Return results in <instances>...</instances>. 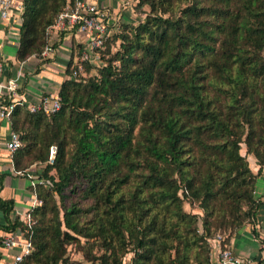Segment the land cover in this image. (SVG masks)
<instances>
[{
	"label": "trees",
	"instance_id": "1",
	"mask_svg": "<svg viewBox=\"0 0 264 264\" xmlns=\"http://www.w3.org/2000/svg\"><path fill=\"white\" fill-rule=\"evenodd\" d=\"M72 1L21 0L14 57L41 55L45 25ZM132 3L147 8L105 35L100 62H83L95 72L66 75L79 45L70 50L57 109L18 101L8 112L20 139L12 169L33 164L42 178L30 185L40 202L29 225L0 195V232L19 226L29 236L18 264H82L65 248L79 236L100 249L86 248L96 264H211L209 238L218 232L228 246L264 199L254 194L264 165V0Z\"/></svg>",
	"mask_w": 264,
	"mask_h": 264
},
{
	"label": "crops",
	"instance_id": "2",
	"mask_svg": "<svg viewBox=\"0 0 264 264\" xmlns=\"http://www.w3.org/2000/svg\"><path fill=\"white\" fill-rule=\"evenodd\" d=\"M105 3L110 11L114 12L118 5L127 0H95ZM109 4V5H108ZM109 11V14H111ZM116 15V13H115ZM20 9L16 2L12 3L10 13L6 17H0V54L2 55L3 71L1 75H17L16 93L24 101L37 98L42 91H54L57 89L60 79L63 77V67L70 50H74L80 44L79 34L74 30H60L52 38V49L41 55L28 54L22 59L14 57L17 44V27L20 20ZM113 16V14H112ZM121 17V16H120ZM9 127L8 118L0 117V170H3L1 196H11L12 210L9 215L20 216L30 202V183L26 173H17L11 167L10 156L4 145ZM255 163V162H254ZM33 164L26 167L31 171ZM257 163H255V168ZM254 194L264 197V165L255 176ZM3 219L0 211V221ZM253 226L255 234L251 227ZM264 199H262L251 221H243L230 234L228 246L239 258L238 264H264ZM12 247L0 246V264H11ZM212 252L211 259L214 261Z\"/></svg>",
	"mask_w": 264,
	"mask_h": 264
},
{
	"label": "built area",
	"instance_id": "3",
	"mask_svg": "<svg viewBox=\"0 0 264 264\" xmlns=\"http://www.w3.org/2000/svg\"><path fill=\"white\" fill-rule=\"evenodd\" d=\"M17 4L21 10V0H0V17H6L10 13L12 3ZM20 17V16H19ZM118 26V22L109 14V9L105 3H98L95 0H73L71 3H65L55 14L52 21L45 25V31L48 38L40 50V54L48 53L53 46L52 38L60 30H74L79 34L78 60L71 66V70L66 75L78 76L83 74L84 61L89 64L100 62L99 47L102 46V40L107 33ZM3 71L2 55L0 54V99L5 95L6 100H0V117H6L12 105L18 101H24L16 93L17 75H1ZM29 109L39 108L45 112L55 110L59 107V96L54 91H42L36 99L24 101ZM20 144L18 133L9 129L7 137L4 139V145L9 154L13 148ZM55 151L54 143H49L45 161L51 162ZM17 173H26L29 176V183L42 181V178L29 169H14ZM40 202L34 190L31 191L30 202L24 209L20 218L29 225V209ZM220 234L215 232L210 238L212 252L215 254L214 261L211 264H238L239 258L234 254L229 246L218 245ZM28 234H25L19 226H15L11 231L2 230L0 232V246L12 247L11 264H18L21 255L30 248Z\"/></svg>",
	"mask_w": 264,
	"mask_h": 264
},
{
	"label": "rangeland",
	"instance_id": "4",
	"mask_svg": "<svg viewBox=\"0 0 264 264\" xmlns=\"http://www.w3.org/2000/svg\"><path fill=\"white\" fill-rule=\"evenodd\" d=\"M134 1H136V0L124 1L123 4L118 5L117 9L114 12L110 11V9H109L111 15L113 14V17L117 22H119L121 20H129L131 18L135 20L136 18L141 16L143 10L146 9L147 6H146V4L143 3L138 8L132 3ZM115 13H116V15H115ZM120 16H121V19H120ZM117 28H118V26L115 27L113 30H116ZM117 40L118 39L111 42L110 50H112L117 45ZM101 63H103V61ZM95 70H96V65L90 66V65L86 64L84 66L83 74H80V76H82V78H84L87 74L95 72ZM239 151L241 153H244L245 158H246L249 166L254 169L255 168L254 156L252 155V153H250V152L246 153L244 151L243 141L239 142ZM51 170H53V168H51ZM55 197H57L56 194H55ZM183 207L185 209H188V210L198 209V207L195 205V203H189L187 200H183ZM78 238H79L78 241H71V242L66 243L65 248H66L67 254L72 258L79 259L82 262V264H96L95 261L86 257L87 253H88V251H86V248L88 247V245L91 244V239H87L84 236H79ZM99 250L100 249L97 247L96 244H91L90 252L96 253Z\"/></svg>",
	"mask_w": 264,
	"mask_h": 264
}]
</instances>
